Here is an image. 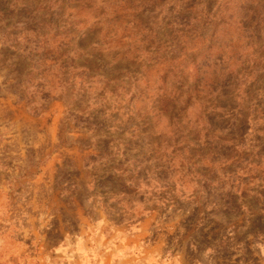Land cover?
I'll list each match as a JSON object with an SVG mask.
<instances>
[{
  "label": "rangeland",
  "instance_id": "1",
  "mask_svg": "<svg viewBox=\"0 0 264 264\" xmlns=\"http://www.w3.org/2000/svg\"><path fill=\"white\" fill-rule=\"evenodd\" d=\"M192 241L264 256V0H0V264Z\"/></svg>",
  "mask_w": 264,
  "mask_h": 264
},
{
  "label": "crops",
  "instance_id": "2",
  "mask_svg": "<svg viewBox=\"0 0 264 264\" xmlns=\"http://www.w3.org/2000/svg\"><path fill=\"white\" fill-rule=\"evenodd\" d=\"M52 163H54V161L49 159V161L47 163H45V165H43L42 168H44V170H45ZM56 169H57V166H56V168L51 169L50 170L51 174L54 173L56 171ZM41 178H42V176H40V179ZM57 203L62 204L63 200L62 201L57 200ZM158 245L163 246V244H158ZM64 247H65L64 244H62L61 248H64ZM167 247H169L168 244H167ZM189 248H190V251H192L191 256H187V250ZM198 249H199V247H196V244H194V241H192L189 244L186 242L183 244V251L181 249V250H179V252L175 253L176 250H174L172 252L170 250V247H169L167 253H165L164 255H161V256L155 255V257H153L154 258L153 261H151L150 263L147 262V264H224V263H220L217 260H215L212 256V254L209 253L208 248H206L203 252H200ZM145 251L149 252V250H147V248H145L144 245L141 244V245L136 246V253H135L136 257H135L133 264H146V260L144 257ZM156 251H158V250L153 249V250H151L150 253H152V255H154L156 253ZM163 252H165V251H163ZM181 252H183V254ZM119 263L120 264H128V263H130V260H127V261L121 260ZM234 263L235 264H253L252 260H247L244 262H239V260H237ZM258 263L264 264V256L260 257V260Z\"/></svg>",
  "mask_w": 264,
  "mask_h": 264
}]
</instances>
